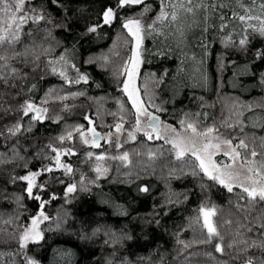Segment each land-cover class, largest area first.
I'll return each instance as SVG.
<instances>
[{
    "label": "trees",
    "instance_id": "1",
    "mask_svg": "<svg viewBox=\"0 0 264 264\" xmlns=\"http://www.w3.org/2000/svg\"><path fill=\"white\" fill-rule=\"evenodd\" d=\"M35 2L40 3V0ZM112 2L114 0H69L70 6L80 17L77 21L79 26L74 27L71 33L54 29L51 36L43 31L36 35L37 46L53 49L49 59L58 58L66 49L69 63H74L81 73H86L89 81L87 84L81 82L69 86L63 78L50 70L42 69L33 73L29 80L37 85L34 93L36 102L39 103L50 89H56L61 95H69V99L63 102L67 109L61 113L58 123L45 121L37 125L32 133L20 138L21 147L27 148L26 152H21L28 160L27 168L21 167L24 161L18 159L14 163L0 165V216L3 217L0 219V228L19 233L38 214V202L27 197L24 192L25 182L6 183L9 175H24L28 170H38L45 165L54 166V161L44 158L45 155H55L47 147L49 143L61 149L72 148L76 152V155L62 157L63 162L70 163L73 167L70 176L63 175L62 170H56L52 174H44L37 181L39 183L44 180L49 194L55 193L58 197L45 206L46 214L53 220L60 218L64 221L62 231H56L52 221H45L40 225L45 241L30 244L27 252L40 264H105L111 249L103 243L107 239L104 229L130 231L133 239L121 249L130 258L150 255L152 264H160L161 259L163 264H180L184 257L175 259L180 249L179 241H191L200 236V224L194 221L202 206L215 205L223 210L225 216L230 212L235 213L232 207L236 202L234 193H229L222 186L208 180L198 168V175L190 174L193 158L177 160L164 142L147 141L145 138L131 144L128 149L131 153L134 151L132 165L112 166L108 176L88 193L79 195L72 202L65 197L68 183L78 184L81 177L89 174L88 168L92 160L87 159V153L94 151L75 148L73 143L79 135L76 132H73V143L69 140L60 143L57 137L66 135L67 131L78 126L87 128L85 115L90 116L96 127L103 130L118 122L121 103L124 104L123 114L126 118L131 110L127 96L121 91L125 79L121 66L131 55L132 48L127 30L117 24L95 34H85L83 31L87 24L95 22L96 14L105 4ZM148 3L152 6L151 11L142 13L139 9H134L129 14L150 20L157 11L158 0ZM52 11L55 15V10ZM90 17L93 19H89ZM73 21H76V16H73ZM33 30L35 31L34 28ZM195 35V32L190 33L182 49L173 46L167 55L156 54L163 47L162 37L151 35L144 39L145 63L142 65L140 80L152 103L159 106L161 122L178 126L182 120H190L204 128L217 126L229 134L236 132L235 142L247 134L248 137L254 135L258 144L261 136H264V108L258 107L264 104V59L255 58V54L257 50H264V38L250 36L247 50L241 52L231 49L233 47L223 48L220 37L215 33H208L205 35H211L213 42L205 55L204 50L199 47V40L193 38ZM234 39L238 37L234 36ZM37 50H40L39 47ZM193 56L195 60L191 59ZM101 57H106L107 63H100L98 59ZM201 58L204 60L203 64L199 63ZM90 59L95 62L88 63ZM43 60L44 57L41 59L42 64ZM72 72L70 77L76 75L74 69ZM165 72L167 75H163ZM204 76L207 77L206 81ZM77 91H82L85 95L73 99L71 94ZM224 100L231 104L227 111L222 105ZM242 105L257 107L248 110L242 108ZM60 106V102H50L47 105L49 109ZM237 112H242L239 119L245 124L243 132L238 128L220 127L224 120L235 122ZM112 113L117 115L113 116ZM49 114L54 115L51 110ZM7 143L11 144L12 141ZM28 145L39 146L41 155L33 156V148L27 147ZM149 150L159 154L155 160L148 159L146 153ZM5 155L10 156L11 153ZM115 163L121 165L120 162ZM133 173L134 176L129 177ZM52 175L60 177L65 183H53ZM142 186H147L149 191H140ZM16 197H22L17 204L13 202ZM47 198L45 195V199ZM169 199L179 202L169 203ZM6 220L10 222L4 223ZM155 220H159L158 225L147 223ZM50 227L53 230L49 231ZM97 227L101 228V232L92 239H81L83 233H91ZM205 248L211 250L210 245L201 246L199 250ZM0 250L16 251L18 248L13 245ZM4 259L7 261L9 258ZM14 259L17 264H23L21 257ZM199 260L200 264H215L204 256L199 257ZM138 264L145 262L138 261Z\"/></svg>",
    "mask_w": 264,
    "mask_h": 264
},
{
    "label": "snow or ice",
    "instance_id": "2",
    "mask_svg": "<svg viewBox=\"0 0 264 264\" xmlns=\"http://www.w3.org/2000/svg\"><path fill=\"white\" fill-rule=\"evenodd\" d=\"M151 8L148 0H114L105 4L96 14L95 22L87 24L83 30L85 34H95L101 29L118 24L122 29L127 30V35L131 37V55L121 66L125 77L121 91L131 104L129 115L132 119L129 128L124 127L129 121L123 114L125 109L124 104L121 103L118 122L110 125L112 130L103 136L96 130L95 121L85 115L84 119L90 127L85 129L83 126H78L57 139L60 143L65 140L72 141L73 132H76L79 134V140L85 145L100 148V141L104 140L119 149L123 147L121 137L125 136V133L126 141H136L138 133L147 141H152L160 140L162 133L170 130L172 136L165 138V143L170 144L175 150V158L177 160H183L186 156L194 158L190 174L198 175L196 171L198 168L208 180L236 196V202L232 205L235 209L234 214L230 212L225 216L223 210L215 205L202 206L199 209L194 223L200 224V236L191 241H179L180 249L175 259L183 256L184 259L180 264H200L201 256L211 259L215 264H264V136H261L257 144L254 135L248 137L245 134L234 144L236 132L229 134L231 138L225 137L217 126L201 130L190 120L180 122L183 131L190 133L188 137L181 135L180 131L171 126L162 129L159 117L149 111L150 107H156V110L160 111L159 106L146 104L136 84L140 66L145 63L146 36L155 35L163 38L161 41L163 47L156 53L157 55H167L168 50L173 46L182 49L189 34L194 32L196 35L193 38L199 40V47L204 50L205 55L213 42L211 35H205L208 33L218 35L225 48L235 47L246 51L250 36L258 35L264 38V0H158L157 11L148 21L129 14L134 9L145 13L151 11ZM52 9L55 10V15ZM73 16H76V21H73ZM79 19L69 0H40V3H36L35 0H0V149H3L0 151V165L14 163L18 159L24 161L20 166L27 168L28 160L25 155H21V152H26L27 148L21 147L20 138L32 133L37 125L45 121L59 122L60 117L49 114L50 109L47 105L50 102H60L62 108L67 109V105L63 102L69 99V95H61L56 89H50L39 103L36 102L34 93L37 85L29 80L33 73L44 69L57 74L59 67L58 75L69 86L81 82L88 83V75L81 73L74 63H69L66 49L58 58L49 59L53 49L43 48L35 43L36 35L41 31L48 36L52 35L54 29L71 33L74 27L79 26L77 23ZM234 36L238 39H234ZM38 47L40 50H37ZM42 57H44L43 64ZM255 58L264 59V50H257ZM191 59L196 58L193 56ZM94 62L91 59L88 61V63ZM203 62L201 58L199 63L203 64ZM69 67L75 70L74 77L68 75ZM203 79L206 81L207 77L204 76ZM83 95L84 92L77 91L72 93L71 97L74 99ZM241 107L253 110L257 105ZM258 107L264 108V104ZM112 115L117 114L112 113ZM241 115L242 112H237L235 122L224 120L220 127L238 128L243 132L245 124L239 119ZM8 141L12 143L8 144ZM222 146L225 149L223 155L229 161L224 164L214 160V156L220 153ZM27 147L33 148V156L41 155L39 146ZM47 147L55 155H45L44 158L54 161V166L45 165L38 170H28L24 175L10 174L6 181L13 184L18 181L25 182L24 192L28 198L38 202V214L31 218L30 226L23 227L19 233L7 232L4 228H0V248H11L13 245L18 248L16 251L0 250V264H17L14 257H21L23 264H40L37 259L27 254L30 244H40L45 241V234L40 225L45 221H52L56 231L63 230L64 221L60 218L53 220L44 211L45 206L58 197L55 193L49 194L48 185L44 180H40L39 183L37 181L44 174H52L56 170H62L63 175L70 176L73 167L70 163L63 162L62 157L76 155V152L72 148H57L51 143L47 144ZM8 152L11 153L10 156L5 155ZM146 155L149 160H155L159 154L149 150ZM93 156L92 152L87 153V159L91 160ZM94 158L96 163L93 170L97 173V178L109 171L108 167L100 162L114 160L125 167L132 165L128 151L112 156L106 153L95 154ZM51 181L65 183L55 175L51 176ZM80 184L81 190L86 191L83 177ZM236 189L239 191H235ZM139 190L148 192L149 188L142 186ZM76 191L77 185L68 183L65 187V197ZM45 195L48 196L47 199ZM21 199L22 197H16L17 203ZM178 202L169 199V203ZM2 218L0 216V219ZM9 222L4 221V223ZM147 223L158 225L159 220L147 221ZM48 230L53 229L50 227ZM103 231L107 237L103 243L111 249L105 264H138V261L152 264L150 255L130 258L128 253L121 251L126 247V242L133 239L130 231L116 232L111 229ZM100 232L101 228L97 227L91 233H83L81 239L90 240ZM209 245L210 251L206 248L199 250L201 246ZM193 248L197 250L192 251ZM4 257L9 259L5 261ZM160 264H163L162 259Z\"/></svg>",
    "mask_w": 264,
    "mask_h": 264
},
{
    "label": "rangeland",
    "instance_id": "3",
    "mask_svg": "<svg viewBox=\"0 0 264 264\" xmlns=\"http://www.w3.org/2000/svg\"><path fill=\"white\" fill-rule=\"evenodd\" d=\"M223 48H225L224 46H223ZM230 49V48H229ZM231 49H234V50H238V51H240L238 48H235V47H233V48H231ZM115 50V49H114ZM241 52H243V51H241ZM113 53H111V55H112ZM113 57V56H112ZM98 61L100 62V63H107V62H105V61H107V59L106 60H101L100 58L98 59ZM143 65V64H142ZM142 65L140 66V69H139V77L137 78V80H136V84H137V87L140 89V95H141V97L143 98V100L146 102V104L147 103H150L151 105H154L155 106V103H152L153 101H152V99H150L149 97H148V95L145 93V85L143 84L142 85V82H141V73H142ZM112 69V68H111ZM73 69L72 70H70V67L67 69V72H68V75L69 76H71V75H73ZM58 72H59V67H58V70H57V74H58ZM114 72H113V70H112V74H113ZM113 76V75H112ZM110 103H112V102H110ZM222 105L224 106V109L227 111V110H229L230 108H231V104L228 102V101H226V100H224L223 102H222ZM152 108H156V107H150L149 108V111H152L153 113H154V115H156V116H158V117H161L160 115H159V111H157V110H154V109H152ZM53 113H54V115L55 116H58V117H60V119H61V113L63 114L64 113V109L62 108V106H60V107H52L51 109H50ZM129 112V111H128ZM129 114V113H128ZM59 119V120H60ZM128 121H129V123H125V125H124V127H125V129H128L129 128V124L131 123V116L129 115L127 118H126ZM161 120H162V117H161ZM117 123V122H116ZM143 126V125H142ZM166 126H171V127H173V128H176L177 129V131H180L181 132V135H183V136H185V137H188L189 135H190V133H188V132H184L183 131V129L181 128V125H178V126H175V125H172V124H170V123H168V122H165V121H162V123H161V128L162 129H165L166 128ZM88 127H90L89 125H87V128ZM197 127H198V129H204V127H201V126H199V125H197ZM87 128H85V129H87ZM96 130L103 136L104 134H106L109 130H112V129H110V125L109 126H107L106 128H103V130H100V129H98L97 127H96ZM220 132L221 133H223V135L225 136V137H229V138H231L230 136H229V132H227L225 129H223V128H220ZM172 136V133H171V131L170 130H166V131H164L163 133H162V138L159 140V141H161V142H164L165 143V138H170ZM77 137V136H76ZM89 138H90V133H89ZM143 137H142V135L141 134H137V139H136V141H130V140H127L126 141V133H125V136H122L121 137V143L123 144V147L122 148H119V149H116L115 148V146L114 145H109L108 143H106L104 140H101L100 141V144H101V147L100 148H93V147H91L90 145H85V144H83L80 140H79V135H78V138L75 140V139H72V141H71V143H73V141L75 142V143H73L74 145H75V148L77 149V150H79L80 148L81 149H84V148H86V149H89L90 151H94L93 152V154H94V156H95V154H102V153H106L107 155H109V156H112V155H116V154H118V153H122V152H124V151H128L129 152V154H130V159L132 160L133 159V152L131 153V151H129L128 149H129V147H130V145L131 144H134V143H137L140 139H142ZM115 139V138H114ZM153 140H155V139H153ZM152 140V141H153ZM233 143L235 144V143H237V142H235V140H233ZM166 145H168L170 148H171V150H172V152H171V154L175 157V150H173L172 149V146L170 145V144H167V143H165ZM224 147L222 146V148H221V151H220V153H218V154H216L215 156H214V160L215 161H217V162H219V163H221V164H224V163H228L229 161H228V158L227 157H225L224 155H223V152H224ZM94 156H93V159H91L92 160V162H91V165H89L90 167L88 168V166H85V164H84V167L85 168H88V172H89V174L88 175H86V176H83V179H84V185L87 187V190L86 191H82L81 190V184H80V180H81V178H80V180H79V182H78V184H76L77 185V191L75 192V193H70V194H68L67 195V197H68V200H69V202H72L73 200H76V198L79 196V195H83L84 193H88L93 187H95L101 180H103V179H105L107 176H108V174H109V171H110V168L112 167V166H119V167H121V166H123V165H117L115 162H119V161H114V160H106V161H103V162H100V163H103L104 165H106L107 167H108V169H109V171L106 173V174H104L103 176H100L99 178H97V173L93 170V167H94V164L96 163V161H95V158H94ZM186 157H190V156H186ZM185 157V158H186ZM194 159V158H193ZM257 159H259V157H257ZM65 163H67V162H65ZM144 165V164H143ZM140 167H142V166H140ZM143 168V167H142ZM144 168H145V165H144ZM137 170H140V168H138ZM135 173V172H134ZM134 173L131 175H129V177H131V176H134ZM136 173H137V171H136ZM13 202L14 203H16L17 204V202H16V199H14L13 200ZM30 226V225H29Z\"/></svg>",
    "mask_w": 264,
    "mask_h": 264
},
{
    "label": "water",
    "instance_id": "4",
    "mask_svg": "<svg viewBox=\"0 0 264 264\" xmlns=\"http://www.w3.org/2000/svg\"><path fill=\"white\" fill-rule=\"evenodd\" d=\"M150 1H152V0H148V2H150ZM159 119H160V121H161V118L159 117ZM162 123V122H161ZM161 126V125H160Z\"/></svg>",
    "mask_w": 264,
    "mask_h": 264
}]
</instances>
